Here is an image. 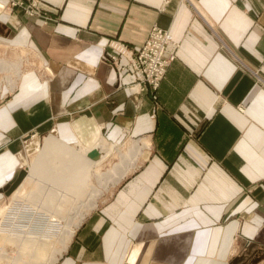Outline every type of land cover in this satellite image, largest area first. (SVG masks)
Listing matches in <instances>:
<instances>
[{
	"label": "crops",
	"instance_id": "obj_1",
	"mask_svg": "<svg viewBox=\"0 0 264 264\" xmlns=\"http://www.w3.org/2000/svg\"><path fill=\"white\" fill-rule=\"evenodd\" d=\"M37 1L44 20L0 14L17 28L0 24V55L32 54L54 76L23 64L0 102V199L23 180L32 139L88 145L100 128L111 146L146 147L56 264L244 262L243 240L264 237V0ZM152 27L178 43L155 101L129 94L131 69L109 68L102 50L108 38L136 48Z\"/></svg>",
	"mask_w": 264,
	"mask_h": 264
},
{
	"label": "rangeland",
	"instance_id": "obj_2",
	"mask_svg": "<svg viewBox=\"0 0 264 264\" xmlns=\"http://www.w3.org/2000/svg\"><path fill=\"white\" fill-rule=\"evenodd\" d=\"M6 9L10 10V12L14 10L19 17L22 14L27 17H38L44 20L42 16H46L42 8L39 13L32 16L20 10L16 12L17 10L13 8L6 7ZM10 12L7 14H10ZM6 22L0 23L5 26L4 34L17 31V28ZM121 42L124 43L123 41ZM124 45L132 53H137L138 48L141 46L131 48L126 43ZM5 50V54H10L11 51L17 49L8 47ZM102 50L103 59L109 68H116L119 71H127L129 69V62L123 55H116L109 48H104V46ZM0 52L3 53V51ZM113 55L115 56L114 60L111 57ZM4 56V54H1L0 58L3 59ZM26 56L29 60L24 63L21 57L17 56L9 59L5 56L4 59L21 61V70L23 64L25 67L28 64V68L34 69L42 80L49 81L54 77L44 72L43 69L47 65L43 67L39 65L32 54H26ZM10 73L7 74L6 71H0V102L6 100L13 93L11 91L14 87L11 88L7 81V75L9 76ZM130 73L133 75L132 71ZM134 80L135 77L133 75ZM6 84L10 89H4ZM3 91H7V93L2 97ZM146 91L151 93V97L155 101L156 97L154 99L153 95L156 96V93L154 94L150 88L140 91L139 94ZM128 92L131 94L129 88ZM155 106L157 104L154 102L150 114L151 118H154L151 115L153 110H155ZM49 135L54 137L44 139ZM39 139L40 146L37 143L38 151L36 149L33 154L25 151L27 158L29 156L32 158L33 155L35 157L30 158L29 161L25 157L24 172L26 174L23 180L13 188L10 194L0 199V264H50L54 257H58L62 244L66 241V230L72 228L76 231L77 229L74 226L78 222V214L80 211L85 210L81 201L87 194L88 187L86 186L91 185L94 188H98L100 183H104V180L106 181L117 167L129 162L136 151V146H141V144L138 145L132 139L125 143H116L114 146L109 145L104 140L106 145L103 144L102 148L107 147L110 152L102 158L104 153L100 150H96L94 154L87 152L82 156L77 155L78 146L82 143L74 138H59L56 134L48 133L40 136ZM135 142L136 146L134 145ZM82 145L87 148L92 145L95 146L94 143ZM61 174H63L62 177ZM112 188L100 197L97 205ZM85 212L88 214L90 211L85 210ZM261 238L263 243L259 238L257 240L262 243V247L259 246L260 243H257L254 238L252 240H243V248L239 251L242 252V257L246 258L241 264H264V237ZM241 254L238 257L242 258Z\"/></svg>",
	"mask_w": 264,
	"mask_h": 264
},
{
	"label": "built area",
	"instance_id": "obj_3",
	"mask_svg": "<svg viewBox=\"0 0 264 264\" xmlns=\"http://www.w3.org/2000/svg\"><path fill=\"white\" fill-rule=\"evenodd\" d=\"M9 4L11 8L31 16L39 13L41 9L37 0H11ZM167 45L178 47V43L174 41L172 35L158 27L150 29L137 53H132L124 43L117 39H106L103 44L104 48H109L116 55H123L129 62L128 66L135 77V80L128 86L131 94H135V91L139 94L140 91L147 88H150L155 94L165 76L168 65L176 58L175 52L165 53ZM111 57L113 58L112 60L115 59L114 55ZM155 97L153 95L154 99ZM155 111L156 106L151 115L152 117L155 116Z\"/></svg>",
	"mask_w": 264,
	"mask_h": 264
},
{
	"label": "bare ground",
	"instance_id": "obj_4",
	"mask_svg": "<svg viewBox=\"0 0 264 264\" xmlns=\"http://www.w3.org/2000/svg\"><path fill=\"white\" fill-rule=\"evenodd\" d=\"M9 2H11V0H0V13L6 12L9 13L10 10H7V8H11ZM15 9V8H14ZM168 32V31H167ZM170 33V32H168ZM177 43V42H176ZM5 57V56H4ZM1 59L0 58V71H6V73L8 74L9 72H11L13 75H7V81L9 86H11V88L15 87V81L16 78L19 76L20 72H21V61L15 60V61H10L7 59ZM9 59V58H8ZM173 62V61H172ZM171 64V63H170ZM169 64V65H170ZM168 65V66H169ZM168 68V67H167ZM45 72L47 74L52 75V68L50 66H46L44 68ZM167 72V70H166ZM3 74V73H2ZM166 74V73H165ZM4 77V76H3ZM165 77V76H164ZM4 81V80H3ZM1 82V81H0ZM5 83V82H4ZM137 93V91H135ZM101 130L100 128L98 129V132L96 133V135L94 136L93 140L91 143H94V145H92L91 147L87 148L86 146L79 144L78 149L76 151L77 155H84L87 152H92V151H96V150H100L102 151V153H104L102 155V158H104L107 154H109L110 150L106 147V148H102V145L105 144L104 139L101 136ZM37 139L35 137V139H32L31 143H28V146L30 147H34V149H37ZM27 144V143H26ZM137 144H141V146H136V142L134 143V145L136 146V151L134 153V155H132V157L130 158L129 162L126 164H123L121 167H117L113 172L112 175H109L108 179L105 181L104 183L101 182L100 186L98 188H94L91 185H87L86 187H88L87 189V194L85 197L82 198L81 204H83L85 210H89L91 211L92 209H94L97 205L98 200L100 199V197L106 192L108 191V189L113 186L114 184H116L119 180H121L128 172H130L133 167L136 165L139 156L142 154L143 149L146 147V141H142V143H138ZM106 154V155H105ZM36 163V162H35ZM63 176V174H61V177ZM112 176V177H111ZM111 177V178H110ZM110 178V179H109ZM63 180V178H62ZM60 184V183H59ZM62 184V182H61ZM60 187V186H59ZM83 192V191H82ZM81 197V196H80ZM79 197V199H80ZM78 200V199H77ZM84 211H80L78 214V222L77 224H75L74 227H78L83 220L85 219L87 212ZM75 229V228H74ZM74 230L71 229H67L66 230V241L62 244V248L60 249L59 253H58V257H54L53 260L51 261L50 264H56L58 258L62 255V253L66 250L70 240L72 239L73 235H74Z\"/></svg>",
	"mask_w": 264,
	"mask_h": 264
},
{
	"label": "water",
	"instance_id": "obj_5",
	"mask_svg": "<svg viewBox=\"0 0 264 264\" xmlns=\"http://www.w3.org/2000/svg\"><path fill=\"white\" fill-rule=\"evenodd\" d=\"M94 153H95L94 151L91 152V154H94Z\"/></svg>",
	"mask_w": 264,
	"mask_h": 264
}]
</instances>
